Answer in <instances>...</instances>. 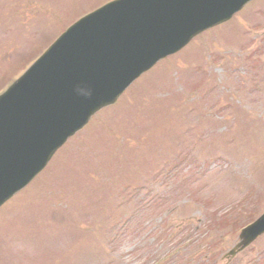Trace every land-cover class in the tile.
I'll return each instance as SVG.
<instances>
[{
	"label": "rangeland",
	"instance_id": "1",
	"mask_svg": "<svg viewBox=\"0 0 264 264\" xmlns=\"http://www.w3.org/2000/svg\"><path fill=\"white\" fill-rule=\"evenodd\" d=\"M95 4L0 0V89ZM237 199L239 220L216 221ZM263 210L264 0H253L144 73L0 207V264H264V234L225 257Z\"/></svg>",
	"mask_w": 264,
	"mask_h": 264
},
{
	"label": "water",
	"instance_id": "2",
	"mask_svg": "<svg viewBox=\"0 0 264 264\" xmlns=\"http://www.w3.org/2000/svg\"><path fill=\"white\" fill-rule=\"evenodd\" d=\"M208 5V0L114 1L93 15L100 23L113 22L130 45L118 46L116 56L100 51L90 56L110 32L95 29L82 40L76 30L1 94L0 205L133 78L206 26L202 10ZM262 231L264 215L242 231L239 244L247 245Z\"/></svg>",
	"mask_w": 264,
	"mask_h": 264
}]
</instances>
